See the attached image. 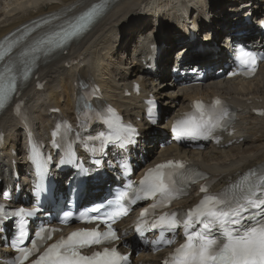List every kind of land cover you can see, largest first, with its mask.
<instances>
[{"label":"bare ground","instance_id":"bare-ground-1","mask_svg":"<svg viewBox=\"0 0 264 264\" xmlns=\"http://www.w3.org/2000/svg\"><path fill=\"white\" fill-rule=\"evenodd\" d=\"M250 1L256 5L262 3L260 9L264 14V0H239V3L238 0H0V44L5 45L0 48V57H3L0 60V87L13 77L18 84L31 72L32 77L27 80L20 99L27 105L37 136L46 139L50 127L59 118L51 110L61 109L64 117L74 120L72 113L77 101L74 84L93 79L103 91V100L116 106L127 120L140 127L142 140L133 155L142 154L155 161L173 156L193 162L207 172L215 189H222L235 181L238 173L264 162V117L254 116L251 112L252 105L264 106V64L252 80L210 78L200 86L175 84L169 88L173 85L170 80L174 70L169 66L172 52L169 45H178L182 36L189 34L181 52L172 56L174 59L183 57L179 65L187 64V68L201 65L204 69L209 64L216 66L214 71L223 70L228 62L229 40L224 39V47L217 41L222 32L238 40L245 39L238 36L240 32H254L253 23H245L243 17L249 10ZM192 10L195 17L188 18ZM239 10L243 12L242 16L237 13ZM256 11L254 8V16ZM88 12L93 14L84 27L74 35L66 36L65 33H71L73 26L80 23L79 18ZM222 12L223 17L217 18ZM199 20L210 24L214 30L212 39L199 37L193 29ZM254 22L257 25L259 20ZM189 28L193 30L190 33ZM65 38L70 39L69 50L62 54L58 45ZM49 40L51 44L40 43ZM152 47L161 49L156 72L149 71L145 65ZM190 52L192 54L187 56ZM216 54L218 57L214 56ZM126 58L128 66L124 65ZM190 78L188 73L184 81ZM38 81L44 84L42 90L38 89ZM135 82L141 85V94L125 96V90L132 91ZM150 93L160 100L162 120L169 114L172 119L176 118L197 97L208 98L216 94L225 97L241 109L240 119L234 126L235 133L229 137L239 142L229 146L209 145L203 150L183 149L176 144L158 149L159 142L168 140L166 133L171 121L155 129L147 123L137 122L143 115V98ZM4 103L6 110H0V133L5 134L6 145L0 151V180H6L7 186H14L13 161L20 162L23 157H14L8 146L12 144L20 153L26 139H20L23 132L13 116L9 97ZM82 156L87 161L85 155ZM20 163L19 170L25 171L27 163ZM57 177L63 182L66 174H57ZM21 186L23 195L28 196L24 183L21 182ZM197 190L195 187L188 197L174 205L188 206L197 201ZM128 224L129 220H126L121 228L131 234ZM10 256V250L0 245V264ZM161 259V253L143 251L134 257V264H160Z\"/></svg>","mask_w":264,"mask_h":264},{"label":"snow or ice","instance_id":"snow-or-ice-1","mask_svg":"<svg viewBox=\"0 0 264 264\" xmlns=\"http://www.w3.org/2000/svg\"><path fill=\"white\" fill-rule=\"evenodd\" d=\"M92 14L88 12L81 16L80 23L74 25L73 31L66 32L65 35L79 32ZM40 43L52 42L49 40ZM2 59L3 57H0V60ZM237 59L245 71H250L256 65L254 54L244 49L238 50ZM8 71L11 72L12 69L9 68ZM8 92H15L14 77L6 90L0 88V110H6L4 101L8 99ZM215 103L220 105L221 101L217 100ZM194 107L199 113L198 116L190 114L187 118L178 120L173 127L172 130L178 138L207 139L216 128L221 127V122L228 116L227 111L224 110L205 111V106L199 102ZM108 124L112 127L110 120ZM185 168L183 163L173 161L158 165L156 169L149 171L145 180L141 181L139 193L134 192L129 197L128 191L122 192L117 197L116 207L106 215L110 217L125 215L128 209L119 203L125 197L131 203L149 198L160 200L159 204L150 205L152 211L157 207H163L174 198L175 193L181 190L177 187L178 181L175 177L182 174L179 170ZM201 191L207 193V186ZM3 208L4 206H0V211ZM150 209H145L143 215L147 216ZM15 211L20 216L31 217L34 214L24 209ZM91 211L99 213L100 209L93 208ZM81 215L83 216V213ZM100 218L97 215L91 219ZM196 224L202 225L203 230L192 231ZM150 227L159 228L162 233L170 232L173 235L177 228L185 229L186 242L175 250V254L166 260L165 264H264V179L242 190L239 195L231 197L223 193L205 195L196 208L187 212L177 210L161 215L151 223ZM36 235L40 241L50 238V236H39V233ZM20 237L25 238L23 226L20 229ZM88 237L93 238L91 243L100 244L110 238H116V233L112 230L103 234L74 232L67 240L61 239L51 245L43 255L33 261V264H121V261L127 259L120 256L115 249L107 248L103 252L94 253L91 257L80 255L76 250L78 245L74 243V239L82 238L81 246H89ZM173 242V240L167 241L169 244ZM32 245L31 249H19L22 255L18 258V264H23L24 260L38 251L37 242L32 241Z\"/></svg>","mask_w":264,"mask_h":264},{"label":"rangeland","instance_id":"rangeland-1","mask_svg":"<svg viewBox=\"0 0 264 264\" xmlns=\"http://www.w3.org/2000/svg\"><path fill=\"white\" fill-rule=\"evenodd\" d=\"M227 1H230V0H227ZM223 13H224V12H222L221 14H219V15L217 16V18L223 17ZM128 63H129V62H128V58H126L125 61H124V65H125V66H128Z\"/></svg>","mask_w":264,"mask_h":264}]
</instances>
